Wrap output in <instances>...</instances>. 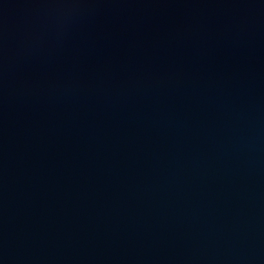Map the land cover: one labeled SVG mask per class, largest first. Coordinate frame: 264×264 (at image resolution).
I'll use <instances>...</instances> for the list:
<instances>
[{
    "label": "water",
    "instance_id": "water-1",
    "mask_svg": "<svg viewBox=\"0 0 264 264\" xmlns=\"http://www.w3.org/2000/svg\"><path fill=\"white\" fill-rule=\"evenodd\" d=\"M0 264H264V0H0Z\"/></svg>",
    "mask_w": 264,
    "mask_h": 264
}]
</instances>
